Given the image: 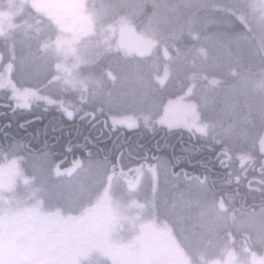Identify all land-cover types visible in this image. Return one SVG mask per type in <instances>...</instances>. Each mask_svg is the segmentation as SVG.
I'll return each instance as SVG.
<instances>
[{
  "label": "trees",
  "instance_id": "16d2710c",
  "mask_svg": "<svg viewBox=\"0 0 264 264\" xmlns=\"http://www.w3.org/2000/svg\"><path fill=\"white\" fill-rule=\"evenodd\" d=\"M185 2L211 7L226 0H87V11L97 18L90 38L98 53L80 68L78 87L51 77L52 68L33 43L41 44L46 30L51 29L43 23L41 34L33 35L40 19L26 5L15 15L13 33L0 36V77L17 91L34 90L85 110L102 107L104 112L97 111L95 120H69L55 106L43 102L14 111L9 93L0 90V152H8L9 145L16 142L24 145L22 156L6 153L0 160H21L28 183L15 185L13 196L17 200L26 205L40 203L43 211L72 208L73 215L83 213L102 197L109 182L110 163L116 164L117 171L123 168L126 175L129 169L144 164L146 174L147 167L155 164L153 157H165L178 166L177 171L183 167L191 175H207L212 192L203 198L197 197L194 180L170 179L167 185L162 180L151 196L158 209L165 199L183 207L178 199L181 192L192 205L167 217L163 210L157 215L152 209L149 217L182 233L187 239L178 241L188 247L194 261L204 257L208 262L224 259L229 252L244 255L245 250L264 249V223L256 226L257 217L251 214L264 204V191H249L247 187L252 180L254 188H264L255 182L261 178L264 165V30L258 24L259 9L253 15L249 8H242L249 15L252 30L244 29L246 39H238L233 33L241 28L239 23L235 29L208 24L212 13L203 8L186 9ZM232 2L248 4L251 0ZM190 21L200 32L198 41L187 35ZM120 23L129 28L128 37L111 31V26ZM131 41L146 46L136 52L130 47ZM189 89L188 99L196 103L201 123L208 125L207 139L183 127L169 131L158 124L154 129L143 126L145 117L158 120L167 103L183 97ZM112 115L135 116L141 126L114 129ZM214 139L223 141L230 150L231 168L220 166L218 156L223 145ZM69 141L87 151L74 147L68 152L64 146ZM240 155L254 161L246 169L247 178L242 177L240 185L222 186L227 172L241 171ZM74 160L84 161V168L64 175ZM57 164L59 176L54 170ZM177 183L179 188L172 187ZM149 187H154L151 182ZM225 192L234 200L221 202L218 197ZM192 232L199 236H189Z\"/></svg>",
  "mask_w": 264,
  "mask_h": 264
},
{
  "label": "rangeland",
  "instance_id": "374dc122",
  "mask_svg": "<svg viewBox=\"0 0 264 264\" xmlns=\"http://www.w3.org/2000/svg\"><path fill=\"white\" fill-rule=\"evenodd\" d=\"M86 1L0 0V36L7 35L9 32V35L13 33L11 29L15 25V15L26 5H29V9L36 11L40 19L34 27L36 29L32 32L33 35L41 34L40 32L45 28L43 23L48 29H51L46 30L47 35L39 44L40 47L33 39L36 42L33 41L37 48L36 52L49 63L52 68L50 70L53 73L52 78H59L62 84L67 83L70 86L78 87L81 83L80 68L90 64L93 56L98 53L90 38L94 33L97 18L91 11V13L87 11ZM110 29L112 32L116 31L117 35L119 32L124 37H128L129 28L125 23L111 26ZM139 45L140 47L146 46V44ZM190 92L189 89L183 97L169 101L163 109L162 116L166 114L169 119L174 121L196 118L201 123L196 103L188 99ZM6 159L0 160V264H38L40 260L44 259L45 250L56 240L54 234L63 235L61 218L75 219L90 210H94L92 214L86 219L77 220L75 227L81 232L100 231L107 225L111 212L117 217L112 239L123 245L137 241L141 234L140 225L143 223L155 221L158 224L167 225L166 235L163 238L148 241L149 249H146L142 255H146L152 264L158 261L179 263L175 253V248L179 247L174 240L173 243L171 242L173 237L168 233L171 231V226L166 222L149 217L153 209L150 205L153 202L151 196L154 189V187H149L150 182L154 186L149 173L146 172L139 178L140 186L134 192L128 190V181L136 180L133 172L126 175L127 180L125 181H120L119 178L109 180L102 197L94 206H90L79 215H73L72 208L63 211L62 208L54 207L43 211L40 208V203L26 205L17 200L16 196H13L17 192L15 185L19 181H25L26 176L21 168L20 159L13 158L9 162ZM14 160L17 161V171L15 172L11 167ZM133 200L137 204L145 205V209L132 206ZM136 217L139 219L135 220ZM133 220H135V224H133ZM257 222L256 226L264 223L259 218H257ZM251 226L255 225L251 224ZM121 231L124 235L122 237L118 236ZM227 254L236 255V253ZM21 255L26 256L25 263L20 261ZM253 263L258 262L254 260Z\"/></svg>",
  "mask_w": 264,
  "mask_h": 264
},
{
  "label": "snow or ice",
  "instance_id": "6c2138e0",
  "mask_svg": "<svg viewBox=\"0 0 264 264\" xmlns=\"http://www.w3.org/2000/svg\"><path fill=\"white\" fill-rule=\"evenodd\" d=\"M186 9H200L203 8L207 12L212 13V15L207 17L208 24H223L228 28H236V24L239 23L241 26L240 29L234 31V38L238 39H246V35L244 33V29L251 31V21L249 20V15L247 12L242 11V8H249L253 15L257 9L260 10V16L258 17V24L262 30H264V0H251V3L248 4H240L233 3L232 0H226L224 3H213L211 7L207 4H195L191 2H185L183 5ZM156 7V6H154ZM219 13V15H216ZM187 35L193 40L200 39V32L196 30V26L191 21L186 29ZM262 48H264V43H262ZM203 52V49H201ZM0 90L7 91L9 95L7 96L14 103V111L16 109H30L33 104H39L43 102L46 105L55 106L62 116L66 117L69 120H75L79 118L80 120L84 119H92L95 120L97 116V111L100 113L104 112L102 107H99L96 111H90L83 109L80 105L73 104L71 102H66L64 100H58L51 96H42L37 91L34 90H25L23 92L17 91L11 87L7 86L6 80L3 77H0ZM111 119V127L114 129H137L140 125V120L135 116H127V115H112ZM102 123L107 125L108 121L103 120ZM158 124L161 127L168 129L169 131L175 130L176 128L183 127L187 129L189 132L193 134H198L200 137L207 139L208 137V125L202 124L196 118H185L180 121H174L164 116L160 117L156 121H152L150 118L145 117L143 120V126L148 129H154L155 125ZM214 142L217 144H222L223 141L215 140ZM68 152H72L74 147H80L83 151H87V149L83 145H74L71 141H69L65 146ZM24 145L16 142L12 145H9L8 152H0V157H3L6 153H15L17 156H22L21 153L23 151ZM91 156V153H88ZM121 163L123 161L124 153L121 152ZM239 160V167L241 171L239 173L235 171H229L226 174L225 180L222 182L223 185L231 186L233 184L240 185L242 182V177L247 178V167H251L254 161L251 160L250 157L245 155H240L237 157ZM155 160V164L149 165L147 167V173H149L153 183L154 189L153 191H157V187L160 185L161 180L167 185L169 184L170 179L179 182L181 178L185 181H196V185L194 186V191L198 198H203L205 194L212 192V189L208 186L209 177L207 175H191L186 169L183 167L179 168L177 171L176 165L168 160L165 157H153ZM233 156L228 149L227 145H223L218 156V161L221 167L231 168V161ZM17 161L12 162L13 171H17L16 168ZM83 169L84 161L74 160L73 167L68 169L64 175H71L75 169ZM109 173L106 178L111 180L114 178H119L120 181L127 180V176L121 168L117 171V166L115 163H110L109 165ZM55 172L59 176L61 175L60 165L57 164L55 166ZM134 173L136 180L128 181V190L130 192H134L140 186V177L145 172V165L140 164L138 168L129 169ZM261 178L257 179L255 182L258 185L264 186V165L261 166ZM27 184L28 181L25 180ZM215 181H213V184ZM174 188H179V184L172 185ZM247 187L249 191H264V188L261 187H253V181L249 180ZM239 191V188L236 189ZM191 195V192H189ZM225 198L234 200V197L231 193L225 192L222 196L218 197V199L222 202ZM179 201L183 204V207L180 206L177 202H173L169 204L165 199L159 205V209L155 204V197L153 198V202L150 205L153 208V211L159 214L160 210H163L165 216H170L177 214L179 212L184 211L186 208H190L192 205L191 200H185V194H178ZM132 206H136L145 209V205L137 204L135 200L132 201ZM223 207V204H221ZM90 210L86 212L83 216L78 218H61L62 226H63V235L60 239L54 240L52 244L45 250L44 259L40 260L38 264H82L83 261L88 260L91 255L95 252H98L102 256L109 257L112 261V264H152V261L146 258V255H142V253L146 250V245L148 241L152 239H160L163 238L168 229L167 225L158 224L155 221H150L147 223H143L140 225L141 234L137 238V241L123 245L112 239V232L117 223V217L115 214L109 213V220L107 225L100 231L95 232H81L78 228L75 227L77 220H83L88 218L92 214ZM203 214V213H201ZM255 217L259 218L261 221H264V204L260 206L259 211L253 210L251 213ZM139 217H136L135 220H138ZM135 220H133V224H135Z\"/></svg>",
  "mask_w": 264,
  "mask_h": 264
},
{
  "label": "flooded vegetation",
  "instance_id": "af4514ba",
  "mask_svg": "<svg viewBox=\"0 0 264 264\" xmlns=\"http://www.w3.org/2000/svg\"><path fill=\"white\" fill-rule=\"evenodd\" d=\"M123 43H124V40L122 41V44ZM130 47L132 48V50H135L136 52H140V48H141L140 45H135V43L132 41H131ZM168 233H170V235L173 237L171 239V242L173 243V240H174L176 242V245L179 247V248H175V253L178 257L179 263L158 261L155 264H217V263H220V264H254L253 263L254 260L258 262L256 264H264L263 247L256 248L254 251L245 250L246 254L244 255H238V254L231 255V254L225 253L226 256L224 259L217 258V259H214V261L210 260L207 262L204 257L202 258L198 257L197 261H194L195 257H192V258L189 257L188 247L186 246L184 248L183 245L178 241L179 238H182V240H185L187 238L182 233H175L174 229L172 228H171V231H169ZM118 236H121V237L124 236L122 234V231L118 234ZM189 236L198 237L199 234L192 232V234ZM146 249L147 250L149 249L147 245H146ZM229 253H234V252H229ZM82 264H112V263H111L110 258H107V257L104 258V256L100 255L99 253H95V254L93 253L91 257L88 260L83 261Z\"/></svg>",
  "mask_w": 264,
  "mask_h": 264
},
{
  "label": "water",
  "instance_id": "95a60500",
  "mask_svg": "<svg viewBox=\"0 0 264 264\" xmlns=\"http://www.w3.org/2000/svg\"><path fill=\"white\" fill-rule=\"evenodd\" d=\"M61 236H62V235H61L60 233H55V234H54V238H55L56 240L60 239ZM20 260H21V262L24 263V262L26 261V257L23 255V256H21Z\"/></svg>",
  "mask_w": 264,
  "mask_h": 264
}]
</instances>
